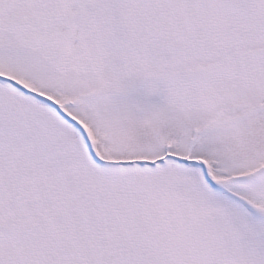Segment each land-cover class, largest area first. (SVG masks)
I'll use <instances>...</instances> for the list:
<instances>
[{
  "label": "snow or ice",
  "instance_id": "obj_1",
  "mask_svg": "<svg viewBox=\"0 0 264 264\" xmlns=\"http://www.w3.org/2000/svg\"><path fill=\"white\" fill-rule=\"evenodd\" d=\"M0 264H264V0H0Z\"/></svg>",
  "mask_w": 264,
  "mask_h": 264
}]
</instances>
